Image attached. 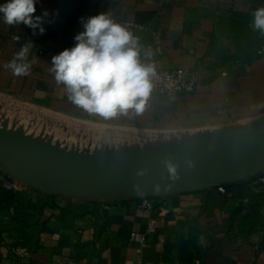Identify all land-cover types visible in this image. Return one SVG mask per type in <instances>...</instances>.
Segmentation results:
<instances>
[{
	"label": "crops",
	"instance_id": "0c3cea01",
	"mask_svg": "<svg viewBox=\"0 0 264 264\" xmlns=\"http://www.w3.org/2000/svg\"><path fill=\"white\" fill-rule=\"evenodd\" d=\"M261 7L264 0H37L36 15L48 13L43 34L8 26L0 14V95L93 123L194 133L162 135L164 147L249 124L264 116V52L238 48L262 34L251 26ZM99 14L152 23L160 48L142 39L141 61L190 70L194 91L148 96L141 111L107 118L72 103L49 71L52 57L74 46L82 20ZM24 44L30 73L16 77L5 65ZM224 188L156 197L152 210L140 198L112 199L104 209L102 200L27 185L7 192L0 179V264H264V186L250 177ZM152 217L155 230L137 254L130 235ZM14 245L29 255L17 256Z\"/></svg>",
	"mask_w": 264,
	"mask_h": 264
},
{
	"label": "water",
	"instance_id": "95a60500",
	"mask_svg": "<svg viewBox=\"0 0 264 264\" xmlns=\"http://www.w3.org/2000/svg\"><path fill=\"white\" fill-rule=\"evenodd\" d=\"M0 167L43 193L83 199L161 197L230 185L264 172V116L177 145L95 154L45 146L0 124Z\"/></svg>",
	"mask_w": 264,
	"mask_h": 264
},
{
	"label": "clouds",
	"instance_id": "9594fccd",
	"mask_svg": "<svg viewBox=\"0 0 264 264\" xmlns=\"http://www.w3.org/2000/svg\"><path fill=\"white\" fill-rule=\"evenodd\" d=\"M36 5L37 0H6L0 4L4 24H23L33 34L37 30L43 34L48 13L36 15ZM81 23L83 31L75 35L74 46L52 57L49 71L57 84L64 85L72 103L105 118L130 109L141 111L156 73L153 64L141 61L138 38L105 14ZM251 26L264 33V7L254 11ZM28 51L29 44H24L5 65L13 76L29 75ZM167 166L174 174L175 166L171 162Z\"/></svg>",
	"mask_w": 264,
	"mask_h": 264
},
{
	"label": "rangeland",
	"instance_id": "374dc122",
	"mask_svg": "<svg viewBox=\"0 0 264 264\" xmlns=\"http://www.w3.org/2000/svg\"><path fill=\"white\" fill-rule=\"evenodd\" d=\"M0 122H2L1 124L4 127L9 126L6 127L9 130L22 134L36 142L38 141L45 146L77 151L84 154L136 150L132 146L133 143L140 145L146 143L151 146L150 148H158L166 144L157 145L162 135L173 133L194 134L191 131L152 132L136 128L93 123L74 115L18 103L2 95H0ZM59 131L62 134H83L82 136H86L89 139L92 138L94 142L90 139V143H96L97 147L103 145L105 149L93 152L88 150L84 151L85 143L82 139V141L80 139L74 141V149L67 147L68 141L65 140L67 136L60 139ZM146 144H143L142 147H145Z\"/></svg>",
	"mask_w": 264,
	"mask_h": 264
},
{
	"label": "built area",
	"instance_id": "2783aa9c",
	"mask_svg": "<svg viewBox=\"0 0 264 264\" xmlns=\"http://www.w3.org/2000/svg\"><path fill=\"white\" fill-rule=\"evenodd\" d=\"M114 22L125 26L135 37L138 38V43L144 39L151 42L157 49L159 46V33L158 30L150 22H136L130 20H123L117 18H111ZM143 39V40H142ZM259 53L264 52V44L259 49ZM155 76L152 78V89L149 96L159 95H175L178 93H188L194 91L197 85L196 75L190 70L178 67L172 69H155ZM225 74V73H223ZM0 170L4 171V175L0 178L2 186L9 191H21L24 189V184L11 177V175L0 167ZM259 184L264 186V172L256 177ZM217 189L220 192H224V185H218ZM156 197H142L140 198V207L146 210H152ZM109 200H102L103 208H108ZM156 226V219L150 218L146 230L144 232H132L130 235V241L135 244V252L140 254L143 247L147 244V238L151 235ZM2 234L0 231V242ZM12 252L17 256L26 257L29 255V249L24 246L14 245L11 247Z\"/></svg>",
	"mask_w": 264,
	"mask_h": 264
},
{
	"label": "bare ground",
	"instance_id": "6f19581e",
	"mask_svg": "<svg viewBox=\"0 0 264 264\" xmlns=\"http://www.w3.org/2000/svg\"><path fill=\"white\" fill-rule=\"evenodd\" d=\"M51 125V124H50ZM58 134H60V139H62V137L64 138V137H66L65 138V140L66 141H68V145H67V147H70V148H73V144H74V141L75 140H84V143H85V146H84V151H86V150H88V151H91V152H93V151H98V150H103V149H105V147L102 145L101 147H97V144L96 143H93L94 141L92 140V138H90L91 139V141H93L92 143H90L91 141H90V139L88 138V137H86V136H82V135H78V134H62L61 133V131H59L58 132ZM69 135V136H68ZM116 135V134H115ZM127 137V136H126ZM81 140V141H82ZM115 141H116V139H115ZM117 142V141H116ZM118 143V142H117ZM143 144H146V143H143ZM142 144V145H143ZM108 145V144H107ZM142 145H140V144H134L133 143V147L136 149V150H139L140 148L141 149H143V150H145V149H148V148H150L151 146H149L148 144H146L145 145V147H142ZM110 147V146H109ZM111 148V147H110ZM74 149V148H73Z\"/></svg>",
	"mask_w": 264,
	"mask_h": 264
},
{
	"label": "trees",
	"instance_id": "16d2710c",
	"mask_svg": "<svg viewBox=\"0 0 264 264\" xmlns=\"http://www.w3.org/2000/svg\"><path fill=\"white\" fill-rule=\"evenodd\" d=\"M255 40L247 42V43H243L242 46H240L238 49L239 51H251L252 53L257 51V49L264 44V33H262L261 35H259L258 37L254 38ZM230 185H224V187H228ZM7 192H11L9 190L4 189ZM55 196V195H52Z\"/></svg>",
	"mask_w": 264,
	"mask_h": 264
}]
</instances>
